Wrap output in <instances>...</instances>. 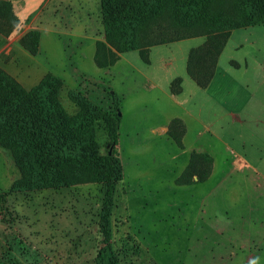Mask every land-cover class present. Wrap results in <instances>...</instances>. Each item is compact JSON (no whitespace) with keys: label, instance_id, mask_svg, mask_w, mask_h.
I'll return each instance as SVG.
<instances>
[{"label":"rangeland","instance_id":"1","mask_svg":"<svg viewBox=\"0 0 264 264\" xmlns=\"http://www.w3.org/2000/svg\"><path fill=\"white\" fill-rule=\"evenodd\" d=\"M2 1L0 66L24 87L54 74L70 114L78 110L70 90L105 112L118 94L114 149L124 177L111 225L119 264H247L255 251L264 264V24L231 32L201 88L187 58L205 36L152 46L148 61L138 50L121 53L101 68L94 55L105 40L102 0ZM33 29L36 55L20 42ZM97 139L107 153L103 127ZM195 153L211 157L210 176L180 180ZM20 177L0 146V264H96L101 183L14 190Z\"/></svg>","mask_w":264,"mask_h":264},{"label":"trees","instance_id":"2","mask_svg":"<svg viewBox=\"0 0 264 264\" xmlns=\"http://www.w3.org/2000/svg\"><path fill=\"white\" fill-rule=\"evenodd\" d=\"M5 8V1L0 2V13ZM102 10L105 40L96 45L97 66L110 67L121 53L132 50L148 61L152 46L205 36L206 42L192 47L187 58V72L201 88L211 83L231 32L264 24V0H102ZM20 42L36 55L40 31H27ZM63 86L62 79L48 73L27 89L0 66V146L11 151L21 173L12 186L36 190L101 183V239L95 263L119 264L111 225L117 185L124 177L122 160L114 149L122 121L118 94L112 92L113 111L105 112L81 92L70 90L69 98L78 107L70 114L60 98ZM101 127L108 134L107 153L100 151L97 139ZM211 166L207 153H195L180 180L193 173L205 180Z\"/></svg>","mask_w":264,"mask_h":264},{"label":"crops","instance_id":"3","mask_svg":"<svg viewBox=\"0 0 264 264\" xmlns=\"http://www.w3.org/2000/svg\"><path fill=\"white\" fill-rule=\"evenodd\" d=\"M258 250H260V249L258 248ZM257 255H258V254L256 253V251L253 252V253H249V254L247 255V258H246V263L248 264V263L253 262V261L255 260V258H256Z\"/></svg>","mask_w":264,"mask_h":264},{"label":"clouds","instance_id":"4","mask_svg":"<svg viewBox=\"0 0 264 264\" xmlns=\"http://www.w3.org/2000/svg\"><path fill=\"white\" fill-rule=\"evenodd\" d=\"M259 257L255 258V260L252 262V264H258Z\"/></svg>","mask_w":264,"mask_h":264}]
</instances>
